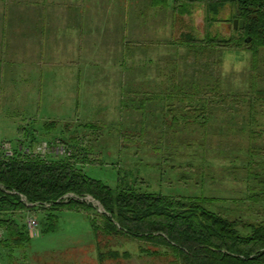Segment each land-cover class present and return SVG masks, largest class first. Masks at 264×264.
<instances>
[{
    "label": "rangeland",
    "instance_id": "obj_1",
    "mask_svg": "<svg viewBox=\"0 0 264 264\" xmlns=\"http://www.w3.org/2000/svg\"><path fill=\"white\" fill-rule=\"evenodd\" d=\"M172 3L0 0V145L10 150L7 140L14 144L23 126L36 130L31 149L44 155L84 138L103 160L85 168L95 179L114 187L122 172L144 189L212 197L209 208L255 218L264 202L247 196L249 149L257 145L264 162V138L252 135L264 127V102L252 109L249 99L264 88L263 48L182 44L188 33L204 38L205 11L188 3L182 13ZM238 18L226 3L208 31L229 39ZM255 170L264 179V166ZM82 200L104 210L90 195ZM56 214L48 230L51 220L38 214L40 234L4 245L0 264H170V253L99 263L88 214Z\"/></svg>",
    "mask_w": 264,
    "mask_h": 264
},
{
    "label": "trees",
    "instance_id": "obj_2",
    "mask_svg": "<svg viewBox=\"0 0 264 264\" xmlns=\"http://www.w3.org/2000/svg\"><path fill=\"white\" fill-rule=\"evenodd\" d=\"M172 1L174 11L186 12L188 3H201L205 11L204 38L196 39L188 33L182 44L219 48L234 43L246 45L256 53L261 47L264 51V0ZM229 2L237 7L244 27L232 26L236 35L222 39L212 35L208 27L218 20L220 9ZM252 93L249 104L254 109L255 103L264 102V88ZM35 132L33 127H20L15 143H10V153L3 147L4 142L0 145V228L5 231L2 247H22L31 239L26 215L41 214V222L51 220L44 227L48 230L52 229L56 213L69 209L88 214L99 263L106 259H131L136 254L168 258L166 253H170V264H264V207L256 210L255 218L232 216L207 207V202H217L215 198L154 192L144 189L143 180L135 177L129 181L122 172L113 187L87 174L86 166L102 164L103 160L94 149L84 145V138L79 141L73 136L63 140L65 155H44L31 149L34 142L40 141ZM252 135L264 138V127ZM26 148L31 151H25ZM257 150V145L249 149L253 174L247 184L248 199L255 203L264 202V179L254 172L256 167L264 166V162L257 160ZM251 176L259 179L258 185H251ZM70 193L73 196H66ZM86 195L99 201L104 210L82 200ZM131 242L136 244L137 252L125 248V243Z\"/></svg>",
    "mask_w": 264,
    "mask_h": 264
},
{
    "label": "built area",
    "instance_id": "obj_3",
    "mask_svg": "<svg viewBox=\"0 0 264 264\" xmlns=\"http://www.w3.org/2000/svg\"><path fill=\"white\" fill-rule=\"evenodd\" d=\"M43 147H44V148H48L47 143H43ZM39 149H41V148H39ZM61 152H63V149L61 150ZM28 226H29L30 231H31L32 233H34V234L37 233L38 222H37L36 219H34V218H29V219H28ZM1 238H2V231L0 230V240H1Z\"/></svg>",
    "mask_w": 264,
    "mask_h": 264
},
{
    "label": "water",
    "instance_id": "obj_4",
    "mask_svg": "<svg viewBox=\"0 0 264 264\" xmlns=\"http://www.w3.org/2000/svg\"><path fill=\"white\" fill-rule=\"evenodd\" d=\"M239 24H240L241 28H243L244 27V20L243 19H241V20L235 19L233 21L234 28H237L239 26Z\"/></svg>",
    "mask_w": 264,
    "mask_h": 264
},
{
    "label": "crops",
    "instance_id": "obj_5",
    "mask_svg": "<svg viewBox=\"0 0 264 264\" xmlns=\"http://www.w3.org/2000/svg\"><path fill=\"white\" fill-rule=\"evenodd\" d=\"M45 42V41H44ZM1 253V252H0ZM16 264H19V263H16ZM20 264H25V263H20Z\"/></svg>",
    "mask_w": 264,
    "mask_h": 264
}]
</instances>
